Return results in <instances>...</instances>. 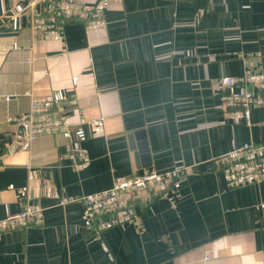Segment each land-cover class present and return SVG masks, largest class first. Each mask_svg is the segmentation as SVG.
Wrapping results in <instances>:
<instances>
[{"label": "crops", "instance_id": "1", "mask_svg": "<svg viewBox=\"0 0 264 264\" xmlns=\"http://www.w3.org/2000/svg\"><path fill=\"white\" fill-rule=\"evenodd\" d=\"M38 1L0 0V218L44 207L0 233V264H264V179L229 188L214 162L264 143V105L221 123L225 77L264 72V0H89L103 7L34 39ZM45 94L71 135L29 142L21 117ZM176 164L186 174L132 223L100 230L61 203Z\"/></svg>", "mask_w": 264, "mask_h": 264}, {"label": "built area", "instance_id": "2", "mask_svg": "<svg viewBox=\"0 0 264 264\" xmlns=\"http://www.w3.org/2000/svg\"><path fill=\"white\" fill-rule=\"evenodd\" d=\"M38 9L30 19L34 39L62 35L64 25L73 19L87 20L102 2L89 0H39ZM221 93L222 120L250 123L252 108L264 105V72L246 73L225 77ZM10 100L11 95H4ZM26 125V139L30 142L41 134L71 135L66 115L53 94L31 95L30 109L21 117ZM95 132L104 130V118L91 120ZM222 171L226 185L234 188L264 179V143L245 142L234 145L214 158ZM187 172V166L176 164L165 170L146 167L132 176L118 177L112 186L84 193L80 196H63L62 204L78 201L84 215L94 221L98 229L132 223L137 219V206L167 195L169 189ZM44 222V207L36 201H26L23 207L0 218V233L19 226L39 225Z\"/></svg>", "mask_w": 264, "mask_h": 264}]
</instances>
